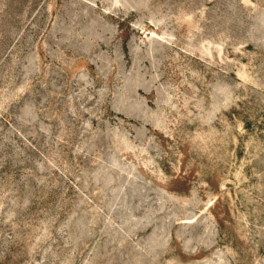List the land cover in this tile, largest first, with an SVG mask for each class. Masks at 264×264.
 <instances>
[{
  "label": "rangeland",
  "instance_id": "rangeland-1",
  "mask_svg": "<svg viewBox=\"0 0 264 264\" xmlns=\"http://www.w3.org/2000/svg\"><path fill=\"white\" fill-rule=\"evenodd\" d=\"M0 264H264V0H0Z\"/></svg>",
  "mask_w": 264,
  "mask_h": 264
}]
</instances>
